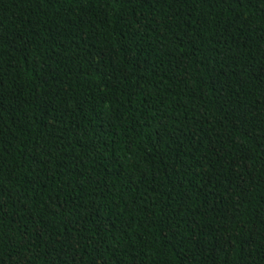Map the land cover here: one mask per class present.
<instances>
[{"label": "trees", "instance_id": "1", "mask_svg": "<svg viewBox=\"0 0 264 264\" xmlns=\"http://www.w3.org/2000/svg\"><path fill=\"white\" fill-rule=\"evenodd\" d=\"M0 264H264V0H0Z\"/></svg>", "mask_w": 264, "mask_h": 264}]
</instances>
